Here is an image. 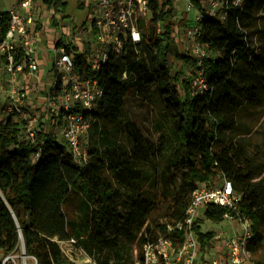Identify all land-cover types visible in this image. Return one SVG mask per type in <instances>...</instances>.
<instances>
[{
	"label": "trees",
	"instance_id": "obj_1",
	"mask_svg": "<svg viewBox=\"0 0 264 264\" xmlns=\"http://www.w3.org/2000/svg\"><path fill=\"white\" fill-rule=\"evenodd\" d=\"M41 1L54 10L52 23L58 25L57 12L65 14L68 0ZM147 1L150 16L139 20L141 42L128 41L123 52L111 53L95 70L89 49L75 52L76 72L82 79H96L103 91L96 108L85 114L98 136L86 162L74 159L53 132H44L36 158L34 144L22 138L24 122L0 121V264L17 251L21 239L23 252L35 257L36 264H77L60 244L72 238L96 264H113L123 242L137 243L143 264L148 239L163 234L176 249L182 245L185 230L169 232V226L184 220L199 183H217L221 176L232 180L241 194L239 210L253 221L248 245L253 264H264L257 258L264 244V179H258L262 165L240 137L238 120L243 106L261 103L264 90V45L258 49L252 41L255 35L264 41V0L240 5L229 0L223 17L207 15L201 0H190L203 15L196 39L216 54L203 59L208 88L200 92H194L192 80L181 81V72L174 74L178 61L197 67L198 60L178 50L173 0ZM9 25V10L0 12V43ZM20 59L17 50L16 61ZM5 63L1 55L0 74ZM130 91L147 101L156 96L171 119L178 148L162 168V144L126 118ZM121 133L126 143L116 138ZM159 203L167 205L163 220L151 222ZM204 214L212 221H223L226 214L236 217L234 210L214 204ZM201 223L197 218L193 227L205 250L215 234L203 231ZM5 264L14 263L7 259Z\"/></svg>",
	"mask_w": 264,
	"mask_h": 264
},
{
	"label": "built area",
	"instance_id": "obj_2",
	"mask_svg": "<svg viewBox=\"0 0 264 264\" xmlns=\"http://www.w3.org/2000/svg\"><path fill=\"white\" fill-rule=\"evenodd\" d=\"M34 1L19 0L17 5L9 10V29L5 39L0 43V56H6L5 71L8 73L6 79L8 87L1 86L0 90V121L13 118L24 122L27 139L36 149V158H39L42 152L44 132H53L59 140L68 145L74 159L83 163L88 158V151L82 148V140L91 128L85 114L96 108L103 91L96 79L80 77L76 72L73 48L69 49L68 44L61 40L51 49L55 80L45 97L44 105L34 113L28 111L26 105L31 99V90L20 86L18 80L20 74L37 76L40 71L37 46L40 36L35 29L38 19L32 12ZM228 1L209 0L205 7L207 15L223 17L221 10ZM243 1L232 0L236 5L242 4ZM189 6H192L191 3ZM149 14L147 0H94L90 22L94 39L89 51L92 69H99L111 53L123 52L128 41L141 42L139 20L148 17ZM202 17L200 13L199 20ZM17 50L21 51L19 62L16 61ZM197 53L198 66L194 70L191 82L194 92L208 88L203 68V59L207 55L201 53L199 48ZM5 89L8 90L7 101H2ZM78 106L82 108V112H75ZM241 199V194L236 191L233 181L224 176H221L217 183H199L192 194L184 220L169 226V232L175 229L185 230L182 245L176 249L173 240L163 234L155 239H148L143 248V264H198L201 245L193 225L198 218L199 208L209 204L234 210L236 217L226 214L225 219L238 220L242 225L240 231L223 241L228 255L226 264H252V253L248 245L254 235L253 221L241 214L239 210ZM63 242L78 246L74 238ZM31 257L36 260L35 257ZM7 259H12V256H7L3 264ZM212 264L221 263L215 259Z\"/></svg>",
	"mask_w": 264,
	"mask_h": 264
},
{
	"label": "rangeland",
	"instance_id": "obj_3",
	"mask_svg": "<svg viewBox=\"0 0 264 264\" xmlns=\"http://www.w3.org/2000/svg\"><path fill=\"white\" fill-rule=\"evenodd\" d=\"M19 0H0V12L8 11L17 5ZM225 1V0H220ZM94 0H68V5L64 13L57 12L59 16V25L56 26L59 33L56 34L52 27V16L55 13L54 10L48 9L41 0H35L32 12L34 15L39 16L43 20L44 33L43 37L55 36L63 39L74 52L81 53L87 49H90V45L93 42V34L90 28L91 13ZM176 15L174 21L175 27V39L178 50L188 55L198 57L197 50L199 48L201 53L207 56H215L216 54L202 46L196 39V32L199 29V16L200 12L193 6L192 10L188 9L189 0H173ZM206 7L209 0H201ZM82 4V6H80ZM221 13V12H220ZM150 14L148 15V17ZM260 25L264 26V9L260 13ZM55 28V27H54ZM261 36V34H260ZM56 40V38H55ZM253 45L260 49L264 45V41L259 39L258 35L252 38ZM40 45L47 50L43 43ZM48 51V50H47ZM174 74L181 72V81H191L193 79V71L195 66H187L182 61H178L175 64ZM183 72V74H182ZM8 78V73L3 67L0 74V90L1 85L5 84ZM20 80V78H19ZM18 80V81H19ZM20 86L22 85L19 82ZM7 88V86H6ZM3 92L2 101H7V89ZM37 98L40 96L38 91ZM36 97V96H35ZM28 111L34 113L35 107L26 105ZM126 118L131 122L137 124L144 135L153 140L157 145L162 144L163 155L159 156V165L162 168L169 162V158L172 152L178 148L177 142L173 135L172 122L167 115L162 103L153 97V100H143L141 97L133 94L130 91L126 105ZM238 120L241 123L240 137L245 138L250 145L248 150L250 155H256L258 157L257 163L262 165V175L258 179H264V96L262 102L257 106L245 105L241 108L238 116ZM111 127V126H110ZM114 126H112L113 128ZM27 138V134L22 135V138ZM119 141L126 143L123 133L116 137ZM98 136L94 134V130L90 129L87 135L83 136L82 148L89 150L96 144ZM167 205L159 203L158 207L151 214L150 221H162L165 214ZM205 207L202 206L198 210V218L202 219L201 228L203 231H212L215 236L210 241V245L205 250L200 251V257L198 264H212L213 260H218L221 264H226L228 255L225 251L223 241L232 236L235 232L242 229V225L238 220L224 219L223 221H212L205 217ZM61 247L65 255L77 264H95L94 258L89 256L83 248L75 245H71L67 242H61ZM119 256L114 254L111 261L113 264H140V256L142 249L138 247L137 243L123 242L122 249L119 251ZM14 264H36V260L31 256L24 255L23 252V239L17 251L11 254ZM122 256V257H121ZM257 258L264 259V244L260 250ZM253 264V259H252Z\"/></svg>",
	"mask_w": 264,
	"mask_h": 264
},
{
	"label": "crops",
	"instance_id": "obj_4",
	"mask_svg": "<svg viewBox=\"0 0 264 264\" xmlns=\"http://www.w3.org/2000/svg\"><path fill=\"white\" fill-rule=\"evenodd\" d=\"M90 8H92V6H90ZM193 6H189L188 9L192 10ZM38 19V23L35 27L38 35L40 36V41L38 42L37 46H38V62L40 64V71L39 74L36 76H30L29 74L23 73L20 74L19 78V82L22 83V85H24L23 87L28 88L29 90H31L30 92V96L31 99L28 101L27 105H31L32 107H35V110H38L42 105H44L43 103L45 102V97L49 94V91L51 89L52 83L55 80V69H54V63H53V52H52V47L55 46L56 44H58L59 40H63L61 38L56 37V34L59 33V30H57L56 26L58 25H54L52 23V25H54V27H52V29L54 30V32H56V34H54L55 36H50L48 37H43L44 33V29L45 27H43V20H41V18L39 16H36ZM59 18V16H58ZM59 21V19H58ZM41 22V29L38 28V25ZM56 38V40H55ZM40 43H43V46H45L46 48H48L47 50H45ZM92 45V44H91ZM91 45H90V49H91ZM89 49V50H90ZM7 81V80H6ZM7 86L8 84L7 82H5V84H2V86ZM38 91V93H40L37 98V93L35 94V92ZM36 96V97H35ZM264 96V90L261 91V102ZM259 105V104H258ZM252 106V105H251ZM257 106V105H255ZM216 237V236H215Z\"/></svg>",
	"mask_w": 264,
	"mask_h": 264
}]
</instances>
